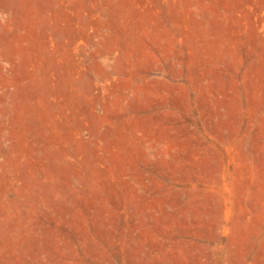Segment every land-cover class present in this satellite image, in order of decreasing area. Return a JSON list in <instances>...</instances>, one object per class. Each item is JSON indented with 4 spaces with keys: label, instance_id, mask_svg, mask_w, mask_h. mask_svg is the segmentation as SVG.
Listing matches in <instances>:
<instances>
[{
    "label": "rangeland",
    "instance_id": "obj_1",
    "mask_svg": "<svg viewBox=\"0 0 264 264\" xmlns=\"http://www.w3.org/2000/svg\"><path fill=\"white\" fill-rule=\"evenodd\" d=\"M0 264H264V0H0Z\"/></svg>",
    "mask_w": 264,
    "mask_h": 264
}]
</instances>
